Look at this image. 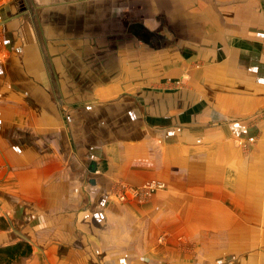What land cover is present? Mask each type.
I'll list each match as a JSON object with an SVG mask.
<instances>
[{
  "label": "crops",
  "instance_id": "crops-1",
  "mask_svg": "<svg viewBox=\"0 0 264 264\" xmlns=\"http://www.w3.org/2000/svg\"><path fill=\"white\" fill-rule=\"evenodd\" d=\"M263 44L264 0H0L5 245L264 264ZM147 180L166 189L112 200Z\"/></svg>",
  "mask_w": 264,
  "mask_h": 264
},
{
  "label": "built area",
  "instance_id": "built-area-1",
  "mask_svg": "<svg viewBox=\"0 0 264 264\" xmlns=\"http://www.w3.org/2000/svg\"><path fill=\"white\" fill-rule=\"evenodd\" d=\"M264 52V44L262 45ZM165 184L158 180H148L138 187H130L126 184L119 183L118 187L113 191V196L118 201L124 202L133 200L138 203L147 201L153 194L161 192L165 189Z\"/></svg>",
  "mask_w": 264,
  "mask_h": 264
},
{
  "label": "trees",
  "instance_id": "trees-1",
  "mask_svg": "<svg viewBox=\"0 0 264 264\" xmlns=\"http://www.w3.org/2000/svg\"><path fill=\"white\" fill-rule=\"evenodd\" d=\"M8 227L6 219L0 216V231H6ZM32 253V246L24 240L0 246V264H23Z\"/></svg>",
  "mask_w": 264,
  "mask_h": 264
},
{
  "label": "rangeland",
  "instance_id": "rangeland-1",
  "mask_svg": "<svg viewBox=\"0 0 264 264\" xmlns=\"http://www.w3.org/2000/svg\"><path fill=\"white\" fill-rule=\"evenodd\" d=\"M147 181H148V180H147ZM158 181H159V180H158ZM145 182H146V181H145ZM119 183H120V182H119ZM119 183H116V184H115V189H116V187H118V184H119ZM142 184H143V183H142ZM142 184H141V185H142ZM139 186H140V185H139ZM165 186H166V185H165ZM130 187H131V186H130ZM136 187H138V186H136ZM115 189H114V190H115ZM165 189H166V187H165ZM165 189H164V190H165ZM114 190H113V191H114ZM116 192H117V189H116ZM161 192H162V191H161ZM157 193H159V192H157ZM157 193H155V194H157ZM155 194H153L150 198H152ZM111 198H112V200H114V201H116V202H121V201H118L117 199H114L113 197H111ZM150 198H149V199H150ZM131 200H132V199H131ZM143 203H145V202H143ZM8 211H9V210H8ZM0 215H3L6 219H11V218H12V217H11V213H8V214H7V209L5 210L3 207H0ZM19 225H20V223H19ZM11 236H12V235H11ZM0 237H1V234H0ZM12 238H13V240H14V239H17L15 236H12ZM6 239H8V237H7V238H4V237L0 238V240H4V241H5L4 244H3L4 246H5V244H7V242H8V243L11 242V240H6ZM187 243H188V242L185 243V247H184V249H186L187 251H188V250L191 251V246H189V244H187ZM1 246H2V245H1ZM191 254H193V252H191ZM191 254H190V255H191ZM201 254H202V255H201ZM201 254H200V256L202 257V259H206V260H208V258H209V254H206V253H204V252L201 253ZM194 255H195V253H194ZM207 256H208V257H207ZM202 259H201V262H204V260H202ZM27 260H28V259H27ZM27 260H26V261H27ZM26 261H25L23 264H25ZM208 261H209V260H208Z\"/></svg>",
  "mask_w": 264,
  "mask_h": 264
}]
</instances>
